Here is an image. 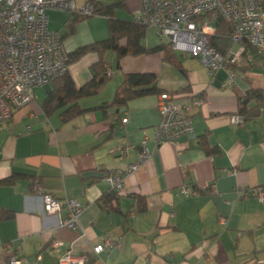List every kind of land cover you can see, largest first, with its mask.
Instances as JSON below:
<instances>
[{
    "label": "crops",
    "instance_id": "crops-1",
    "mask_svg": "<svg viewBox=\"0 0 264 264\" xmlns=\"http://www.w3.org/2000/svg\"><path fill=\"white\" fill-rule=\"evenodd\" d=\"M140 5L141 0H126V9L116 15L133 18ZM48 13L50 27L63 35L65 52L108 36L105 15L79 20L71 31L70 13ZM51 19L61 29L51 26ZM142 42L148 47L166 43L148 26ZM182 56L181 67L165 60L160 50L127 54L116 68L107 60L110 79L98 94L81 98L85 111L68 121L56 111H44L52 84L37 86L34 100L0 126V179L28 175L12 184L0 183V208L15 212L0 220V264H7L11 254L21 257L22 264H61L67 251L87 252L86 264H264V203L254 193L255 187H264V99L259 117L232 121L247 89H264V58L261 67L235 73L220 69L212 75L198 57ZM98 58V52L89 51L69 63L76 84L92 77L91 66ZM132 71L155 72L162 90L181 89L177 93L192 105V134L156 144L159 92L107 112L97 107L112 99L124 73ZM198 96L204 97L200 105L195 103ZM204 135L217 152L204 151ZM143 139L151 155L126 173L117 208L109 209L113 202L100 201L110 190L105 175L137 160ZM127 145L126 153L116 149ZM183 185L192 192L185 195ZM41 192L84 202L79 226L60 224L66 207L61 214L46 213ZM136 196L143 197L145 210L139 209ZM106 239L115 245L92 255L93 246Z\"/></svg>",
    "mask_w": 264,
    "mask_h": 264
},
{
    "label": "built area",
    "instance_id": "built-area-1",
    "mask_svg": "<svg viewBox=\"0 0 264 264\" xmlns=\"http://www.w3.org/2000/svg\"><path fill=\"white\" fill-rule=\"evenodd\" d=\"M62 10L76 15H94L92 0H0V126L10 122L17 109L28 105L35 98V88L46 85L68 71L66 52L62 46V35L50 27L48 11ZM220 16L230 27L233 44L226 53L219 51L210 41L216 32V20ZM135 20L154 27L158 35L174 51L190 54L200 59L210 74L220 69L235 73L238 69L228 67L229 62L239 59L245 44H251L264 57V0H141ZM111 74V69L107 70ZM233 81V78H230ZM224 86L227 83H223ZM204 102L203 96L196 98L197 104ZM161 120L156 127L155 142L175 143L182 136L194 132L190 115L191 103L175 91L163 90L158 94ZM126 118L123 117V120ZM232 121L244 123L242 115ZM28 131L31 127L28 126ZM141 150L135 161L126 167H115L107 171L105 179L110 190L119 194L128 171L136 169L149 158L151 150L147 139L140 144ZM129 146H117L126 153ZM185 195L192 192L188 185L182 186ZM254 193L264 203V187L257 186ZM46 213L61 214L60 224L77 228L79 215L86 204L76 197L41 192ZM225 221L224 218H221ZM59 241H55V244ZM115 242L106 239L93 246L91 254L98 255ZM89 254L64 253L61 264H86ZM7 264H22L16 254L6 257Z\"/></svg>",
    "mask_w": 264,
    "mask_h": 264
},
{
    "label": "trees",
    "instance_id": "trees-1",
    "mask_svg": "<svg viewBox=\"0 0 264 264\" xmlns=\"http://www.w3.org/2000/svg\"><path fill=\"white\" fill-rule=\"evenodd\" d=\"M92 3L95 14L105 15L108 18L109 33L108 36L104 38L84 43L66 52L68 63L73 62L89 51L98 52L99 58L91 66L92 77L81 85L76 84L69 71L55 77L51 81L52 89L44 100L43 108L47 114L56 111L62 121L71 120L83 113L85 108L82 107L79 100L83 97L98 94L110 79V75L107 74L109 63L105 59V53L108 50H113L115 52L117 62L127 54L138 55L160 50L163 51L165 60L178 67L182 66L181 59L178 57L177 53L171 49L170 44L161 43L156 46L148 47L142 42L146 34V24L137 22L134 17L122 18L116 15L118 9H126V0H114L111 2L92 0ZM88 16L91 15L72 16L68 23V25L71 26V31L74 30L77 21L87 18ZM123 39L124 42H122ZM210 41L223 53H226L233 44L230 37L229 24L220 16L217 17L216 32L210 37ZM245 45V50L239 59L228 63L229 68L248 70L263 65L264 57L260 56L251 44L246 43ZM157 78V74L152 71L125 72L121 83L116 87L112 99L101 102L97 107L107 112L108 108L120 107L126 104L130 99L161 92L163 90L157 85ZM155 83L156 85L154 86ZM185 88L186 87L182 89ZM179 90L181 89L175 90V92ZM263 99L264 89L262 87L252 86L247 89L245 95L239 99L238 104V113L242 115L244 121L260 116ZM201 145L208 154H213L218 151L216 146L210 144L206 135L202 137ZM27 176L28 175L24 173H13L0 179V183L12 184L16 179ZM117 198L118 195L109 190L100 197V201L104 203L113 202V205L109 206V209H113L117 208L115 204ZM137 199L139 202V209L145 210L146 205L143 202V197H137ZM14 215V210L0 208V220L10 219L14 217Z\"/></svg>",
    "mask_w": 264,
    "mask_h": 264
},
{
    "label": "rangeland",
    "instance_id": "rangeland-1",
    "mask_svg": "<svg viewBox=\"0 0 264 264\" xmlns=\"http://www.w3.org/2000/svg\"><path fill=\"white\" fill-rule=\"evenodd\" d=\"M51 26H57V21L56 20H52L51 19ZM59 29H61L59 26H57ZM148 28H151L150 26H148ZM178 55L181 59H183L184 57L182 56L181 52H178ZM107 60H110L109 62L112 64L113 67L116 68L117 65V60L115 59V52L113 50H109L108 54H107ZM185 59V58H184Z\"/></svg>",
    "mask_w": 264,
    "mask_h": 264
},
{
    "label": "water",
    "instance_id": "water-1",
    "mask_svg": "<svg viewBox=\"0 0 264 264\" xmlns=\"http://www.w3.org/2000/svg\"><path fill=\"white\" fill-rule=\"evenodd\" d=\"M155 85H156V83L154 84V86H155ZM47 86H48V87H50V83H49V84H47Z\"/></svg>",
    "mask_w": 264,
    "mask_h": 264
}]
</instances>
